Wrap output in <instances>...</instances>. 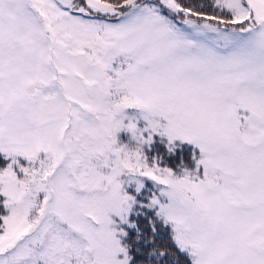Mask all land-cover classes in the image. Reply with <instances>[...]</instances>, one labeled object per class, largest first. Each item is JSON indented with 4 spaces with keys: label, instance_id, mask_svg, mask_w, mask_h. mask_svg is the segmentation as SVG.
I'll list each match as a JSON object with an SVG mask.
<instances>
[{
    "label": "snow or ice",
    "instance_id": "snow-or-ice-1",
    "mask_svg": "<svg viewBox=\"0 0 264 264\" xmlns=\"http://www.w3.org/2000/svg\"><path fill=\"white\" fill-rule=\"evenodd\" d=\"M0 264H264V0H0Z\"/></svg>",
    "mask_w": 264,
    "mask_h": 264
}]
</instances>
